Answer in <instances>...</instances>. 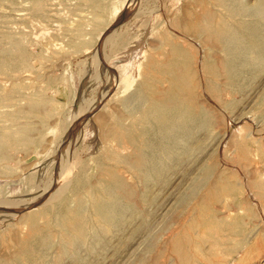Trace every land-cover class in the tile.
Listing matches in <instances>:
<instances>
[{"label":"rangeland","instance_id":"374dc122","mask_svg":"<svg viewBox=\"0 0 264 264\" xmlns=\"http://www.w3.org/2000/svg\"><path fill=\"white\" fill-rule=\"evenodd\" d=\"M211 2L210 10H226ZM200 4L0 0V264L33 234L25 214L36 212L35 223L46 225L107 175L110 151L128 153L103 133L116 109L131 107L164 35L205 57L199 40L177 26L193 20ZM214 49L215 84L202 86L200 97L211 126L199 130L195 152L150 181L144 198L142 180L117 165L135 190V212L107 231L87 230L73 253H59V233L49 227L46 240L34 238L40 256L29 264H78L76 256L80 264H264V62L244 67L230 85Z\"/></svg>","mask_w":264,"mask_h":264},{"label":"bare ground","instance_id":"6f19581e","mask_svg":"<svg viewBox=\"0 0 264 264\" xmlns=\"http://www.w3.org/2000/svg\"><path fill=\"white\" fill-rule=\"evenodd\" d=\"M211 1L226 10L223 13L210 10L208 4ZM199 2L202 10L193 15V20H183L177 26L180 25L183 36L199 40L207 49L205 57H195L187 45L165 32L164 46L159 51L161 55L156 54L158 58L149 56L143 74L141 73L139 88L133 92L131 107L124 105L121 110L116 109L113 123L106 130L102 128V132L105 130L103 135L116 140L119 148L127 149L128 153L121 154L111 149L113 151H110L108 157L113 162L104 166L107 175L99 176L94 183L87 185L88 188L85 187V198L78 195L63 210L54 212L46 225L39 226L35 223L36 212L25 214L23 220L27 226L30 225L35 235L32 234L29 239H20L17 252L8 256L6 264H29L30 257H39L40 252L35 253L33 249V241L34 238L46 240L44 230H49V227L57 228L59 233V253H73L76 244L84 240L87 230L96 235L99 225L100 230L107 231L127 211L135 212L137 203L134 205L131 200L135 190L125 182L120 169L116 168L120 163L142 180L145 190L140 193L144 198L150 181L158 179L164 174V170L173 168L170 165H178L184 157L195 152L202 142L199 130L207 132L211 126L207 109L209 105L206 106L207 102L200 97L205 91L202 86L215 84L209 76L215 71V57H212L214 48H219L222 52L223 74L226 83L230 85L238 82L244 67L263 64L264 0H254L251 6L244 5L241 0ZM200 71L208 75V78H204V85L199 79ZM81 183L80 185L85 184ZM42 199L43 193H40L35 202ZM74 261L80 264L82 259L76 256Z\"/></svg>","mask_w":264,"mask_h":264}]
</instances>
